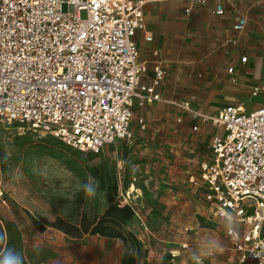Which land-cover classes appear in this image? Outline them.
<instances>
[{
    "label": "rangeland",
    "instance_id": "rangeland-1",
    "mask_svg": "<svg viewBox=\"0 0 264 264\" xmlns=\"http://www.w3.org/2000/svg\"><path fill=\"white\" fill-rule=\"evenodd\" d=\"M175 10L162 1L144 12L167 37L168 54L162 59L148 49L157 46L154 33L151 44L137 45L139 58L147 60L142 84L151 86L158 63L164 74L155 87L158 99L134 107L130 140L117 139L92 153L0 123V224L10 223L1 251L14 247L24 264H119V239H75L51 226L57 219L74 225L93 220L114 203L134 209L124 229L147 249L146 264H252L240 260L226 236L227 220L214 215L206 188L190 178L198 176L200 164L210 157L208 145L220 132L206 117L232 104L256 108L264 104V93L252 96L249 86L236 81L228 71L229 54L198 61L195 26L175 22ZM161 15L170 18L160 20ZM79 16L85 18L86 11ZM175 43L183 55L175 52ZM90 177L99 181L95 197L78 190ZM217 242L220 247L214 248Z\"/></svg>",
    "mask_w": 264,
    "mask_h": 264
},
{
    "label": "built area",
    "instance_id": "built-area-1",
    "mask_svg": "<svg viewBox=\"0 0 264 264\" xmlns=\"http://www.w3.org/2000/svg\"><path fill=\"white\" fill-rule=\"evenodd\" d=\"M145 2L0 0V123L92 153L117 139L130 140L134 107L158 99L155 87L164 74L158 63L151 86L142 84L146 65L139 61L135 37L152 39ZM215 13H223L221 5ZM246 24L236 16L232 28L240 32ZM260 92L264 84L251 94ZM206 119L221 131L190 180L206 188L205 200L217 218L232 214L239 237L226 236L240 260L264 264V104L227 105Z\"/></svg>",
    "mask_w": 264,
    "mask_h": 264
},
{
    "label": "crops",
    "instance_id": "crops-1",
    "mask_svg": "<svg viewBox=\"0 0 264 264\" xmlns=\"http://www.w3.org/2000/svg\"><path fill=\"white\" fill-rule=\"evenodd\" d=\"M162 1L175 7L176 10L172 17L175 22L184 26L189 23L195 26L194 34L197 36V49H201L197 51L196 59L198 61L215 53L229 54L230 64L232 65L230 67L233 68V74L239 84L249 86L251 91L254 86L264 84L263 0H204L203 3L195 2V0H146L143 12L149 11L152 5ZM217 4L221 5L222 14L215 13ZM187 7H191L188 14L184 12ZM236 16H244L247 20L245 28L240 32L232 28ZM168 18L170 16L161 15L159 17L160 20ZM144 20L146 30L151 33L152 39L146 41L142 36L136 35V44L140 43L143 46L151 44L154 33L158 37L157 46L153 45L148 47V49H151L153 54L154 51L159 52L160 58H166L168 54L166 51L167 37L161 34L159 28L154 27L146 20L145 14ZM185 31L184 35L186 38L184 37L183 40H187L190 37L189 31ZM170 42L174 43V40L172 39ZM174 46L175 52L183 55L182 50H177L176 43ZM239 53H245L243 55L247 57L245 62L241 61L242 56L240 57ZM139 61L145 63V65L147 63V60H141L140 58ZM183 103L191 105L190 101H184ZM189 106H186V108H190ZM219 131L221 130L219 129Z\"/></svg>",
    "mask_w": 264,
    "mask_h": 264
},
{
    "label": "trees",
    "instance_id": "trees-1",
    "mask_svg": "<svg viewBox=\"0 0 264 264\" xmlns=\"http://www.w3.org/2000/svg\"><path fill=\"white\" fill-rule=\"evenodd\" d=\"M134 209L127 205L109 204L105 210L93 220L83 218L78 224L57 219L51 226L61 230L71 238L81 239L85 235L100 236L109 239H119L123 244V251L119 264H146L143 261L147 249L131 231L125 230L124 225L134 217ZM10 230V223L3 220L0 232ZM1 251V244H0Z\"/></svg>",
    "mask_w": 264,
    "mask_h": 264
},
{
    "label": "clouds",
    "instance_id": "clouds-1",
    "mask_svg": "<svg viewBox=\"0 0 264 264\" xmlns=\"http://www.w3.org/2000/svg\"><path fill=\"white\" fill-rule=\"evenodd\" d=\"M78 190L83 191L88 197H95L99 190V181L90 177L86 182L79 185ZM224 217L227 220L225 225L227 236L232 240L238 239L239 229L232 217V214H225ZM4 239V235L0 234V243H2ZM213 247H220L219 242H217ZM193 258L198 259L196 252L193 253ZM0 264H24V257L22 253L14 247H5L2 251H0Z\"/></svg>",
    "mask_w": 264,
    "mask_h": 264
},
{
    "label": "bare ground",
    "instance_id": "bare-ground-1",
    "mask_svg": "<svg viewBox=\"0 0 264 264\" xmlns=\"http://www.w3.org/2000/svg\"><path fill=\"white\" fill-rule=\"evenodd\" d=\"M133 185V184H132Z\"/></svg>",
    "mask_w": 264,
    "mask_h": 264
}]
</instances>
